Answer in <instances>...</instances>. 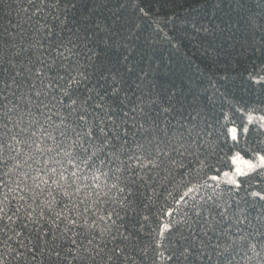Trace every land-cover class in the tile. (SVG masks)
Wrapping results in <instances>:
<instances>
[{
    "label": "trees",
    "instance_id": "obj_1",
    "mask_svg": "<svg viewBox=\"0 0 264 264\" xmlns=\"http://www.w3.org/2000/svg\"><path fill=\"white\" fill-rule=\"evenodd\" d=\"M5 40L15 47L5 48ZM36 69H41L40 75ZM61 75L63 79H59ZM73 76L79 84L69 83ZM261 77L264 0H0V81L11 85L5 87L0 82V109L4 104L9 108L17 105L9 114L11 118L15 121L23 116L22 126L29 133L36 132L28 139L14 129L21 141L27 140L13 142L14 147L22 153L21 160L34 156L37 163L29 160L33 168L42 167L55 156L64 160L66 175L78 171V182L84 189L80 199L90 195L79 205L81 211L88 209L79 223L87 220L92 224V229L74 228L65 235L64 222H60L55 244L62 259L57 260L47 251L41 255L39 248H33L37 228L49 233L46 247L52 248L51 217L32 224L28 215L32 209L24 201H12L8 209L12 220L0 222V229H4L0 231V264H173L165 248L155 247L153 230L160 210L172 211L173 220L183 219L185 211L191 215L193 203L200 204L210 196L219 207L211 201L205 205L213 213L209 222L224 234H211L220 248L213 252L211 262L205 259L202 264H264V202L249 195L264 191V173L246 178L245 188L233 193L227 191L223 176L234 170L232 156L236 151L249 159L253 150L264 149V133L254 122L247 139L241 135L235 148L230 138L225 143L221 135L226 131L221 127L225 112L238 126L247 123L249 110L255 116L264 115V84L255 83ZM50 82L52 86L47 87ZM113 89H119L115 97ZM36 91L42 93L39 98ZM89 96L86 107L91 116L100 111L94 109L96 103L129 110L123 118L127 123L119 121L121 133L127 130V135L114 141L120 159L102 152L89 166L76 161L80 168L73 169L68 159L55 151L37 152V148H55L48 132L57 137V143L62 139L61 118L74 119L66 107L71 99L75 98L77 109H81ZM132 107L137 109L135 113ZM157 144L166 155L157 158ZM75 151L83 158L92 149L87 154L79 148ZM150 159L159 166L153 168ZM5 171L0 165V183L9 179ZM213 174L220 181L215 191L205 186L206 180L207 185H215L207 179ZM10 176L11 183L15 173ZM190 187L194 191L182 200ZM93 189L99 197L92 194ZM3 191L0 188V199ZM21 194L17 189L16 195ZM53 195L61 199L55 192ZM25 199L31 203L27 196ZM17 203L23 207L13 215ZM61 207L62 203L57 205ZM69 215L75 217L76 213ZM168 219L160 216L161 222ZM5 223L8 228H4ZM106 227L110 232L101 237V229ZM72 239L77 241L75 245ZM199 239L206 240L203 236Z\"/></svg>",
    "mask_w": 264,
    "mask_h": 264
},
{
    "label": "snow or ice",
    "instance_id": "obj_2",
    "mask_svg": "<svg viewBox=\"0 0 264 264\" xmlns=\"http://www.w3.org/2000/svg\"><path fill=\"white\" fill-rule=\"evenodd\" d=\"M4 47L10 50L15 47V45H10L9 42L5 40ZM61 67L63 68V66ZM63 70L69 71V69ZM36 72L37 75H40L41 69H36ZM63 78L62 75L59 76V79ZM102 78L105 77L102 75ZM0 82L4 83L5 87H11L6 81ZM79 82L80 81L77 80L75 76L69 81L70 84H79ZM255 83L264 84V77L255 80ZM51 86L50 82L47 87ZM32 87H35V85H32ZM118 92L119 89H113L111 95L115 97ZM41 94L40 91L35 92L37 98H39ZM64 94L68 95V92L65 90ZM28 99L31 101V97ZM90 99L91 97L89 96L87 100L82 102L84 106L81 109H77V100L72 98L71 102L66 105V107L71 110L69 115L74 116V119L69 122L68 116H63L61 118L64 125L63 128L59 129L60 137L62 139L57 143V137L51 132H48L47 138L52 140L55 148H37L36 151L41 153L55 151L57 156L63 155L66 157L73 169L80 168V163H77L76 161H81L86 167L89 166V162L102 152H107L108 155L115 159H120L117 155L114 141L122 140L123 137L127 135V130H124L123 133H121L120 129L122 125L119 121L128 117L129 110L114 105L106 106L102 103H96L94 109L100 111H97L94 116H91L86 107L88 100ZM40 103L43 107H48L43 101H40ZM60 103H63V101H60ZM119 103L123 105L124 101L121 100ZM17 107V105H13L9 108L7 104H4L2 109H0V111H2V116H0V129L3 130V134L0 135V165L6 169L4 176L9 177V179H4L2 183H0V188L5 189L2 193L3 199H0V222L12 220V215L8 214V209L12 204V201L16 200L24 201L27 208L32 209L28 214L29 220L32 224H38L51 217L52 248L49 249L46 247L50 243L47 239L49 233L47 231L42 233L39 228L36 229L37 244L33 245V248H39L41 255L47 251V254L50 257L54 255L57 260H60L62 257L58 250L59 246L55 244V241L57 240L55 234L56 229L59 228L61 221L64 222L63 231L65 235L74 228L92 229V224L87 220H85L83 224L79 223V217H82L88 210L87 207H85V209L81 211L79 205L84 204L85 200L90 198V195L86 194L84 199H80L81 193L84 192V189L81 188V185L78 182L80 180L78 171L73 170L70 175H66L68 169L63 167L64 160L57 159L55 156H50L47 161L43 162L42 167L33 168L32 164L29 163V160L33 161V163H37V161L32 154H29L26 159H20L22 153L18 148L14 147L13 142H15V144H21L27 143V140L21 141L14 129H19V133L26 135L28 139L34 137L36 132L31 131L29 133L26 128L22 126L23 116H20L19 119L15 121L11 118L9 114ZM101 111L103 112V115L100 114ZM136 111L137 109L135 107L131 108V112L135 113ZM140 111L145 117L152 119L149 113H144L143 109H140ZM228 111H231V108ZM235 111L239 112L240 109L237 108ZM28 114L31 116L30 110ZM222 115L224 123L221 127L225 128L226 131L221 133V135L225 137V143H227L230 138L231 142H233L231 145L233 148L239 145L241 135L247 139L250 133V126H252L254 122L259 123V130L264 133V115L255 116L252 114V110H249L246 113L247 123L239 126L230 118L228 112H225ZM123 123L126 124L127 120L123 119ZM10 124L11 127H9ZM153 124H155L154 120ZM229 124L232 126H228ZM28 127L30 128L31 124H29ZM139 127L143 128L144 124L140 123ZM45 131H47V129H45ZM109 133H111V136ZM68 141H71V143L68 144ZM32 143H36V141L33 140ZM124 143L126 144L127 141L124 140ZM97 145H99V147H97ZM28 146L31 148V145ZM218 146L219 145H217V147ZM156 147L158 149L157 158H159L160 154H167L164 149L159 148V144H157ZM77 148L85 154L89 153L90 148L92 151L90 155H85L82 158L79 153L75 151ZM213 151H215V149H213ZM13 152H15V155H12ZM135 158L138 161L140 160L139 156H136ZM9 161H12L11 166L9 165ZM149 163L153 168L159 166L151 159L149 160ZM50 164L53 166L49 167ZM232 164L234 165V170L223 173V176L226 178L224 182L228 185L227 191L229 193L239 192L242 188H245L246 178H250L253 174L264 173V149L253 150L251 158L249 159H244L239 151H236L232 156ZM54 165H60V167L57 168ZM26 168L31 171L25 170ZM217 172H219V170H217ZM12 173H15L16 178L10 183V174ZM41 173H43V175H41ZM94 179H96V177H94ZM207 179L216 182L213 186L207 185V180L205 181V186H211L213 187V191H215L220 183L218 175H209ZM49 181H51V183H49ZM85 187L89 186L85 185ZM17 189L22 193L21 195H16ZM121 191H125V189L122 188ZM192 191H194L193 188H188V191L184 193L181 199L183 200L184 197ZM54 192L61 197L60 200L56 199V196L53 195ZM92 194L99 197V193L96 192L95 189L92 190ZM131 195L132 192L129 190L128 196ZM249 195L253 200L258 199L259 201L264 202V191H251ZM25 196L31 200L30 204L27 203ZM125 199L127 200V196ZM215 199V197L210 196L200 204L193 203L190 208L191 215L189 214V211H185L183 219L173 220L174 213L172 211L167 210V208H162L160 210V215L157 217V227L153 230L155 232V247L157 250L165 248V250L168 251L167 258L169 261L173 262V264H202L205 259L209 262L212 261L213 252L220 248V244L218 240L216 242L212 241L211 234H216L217 236L224 234L218 232L213 224L209 222V217L213 216L212 209L210 207H205L209 201L215 204ZM96 202H98V200ZM61 203L63 204V207L58 209L57 205ZM33 205H35V208ZM215 206L219 207L218 204H215ZM22 207V205L17 203L13 215H18ZM188 207V203L185 201V208ZM37 208L39 209V212L36 211ZM73 212L76 213L75 217L69 215V213ZM219 215L223 216L224 213H219ZM160 216H167L169 218L168 222H161ZM202 216L204 223L200 224ZM100 219L104 220L105 218L100 217ZM108 219L111 220V215L108 216ZM144 219L148 220V217L145 216ZM194 225H199V228ZM27 226V224H24L25 228ZM141 227H143V225H141ZM4 228H8L6 223L4 224ZM3 230L4 229H0V231ZM108 232H110V227L101 229V237ZM173 236L176 238H173ZM189 236H191L190 242ZM200 236L205 237L207 242L205 239H199ZM93 239H95L94 235ZM165 241H167V244H165ZM89 242L91 243V241ZM76 243L77 241L75 239L71 240V244L75 245ZM28 251L32 252V249H28ZM69 251H71V248H69ZM120 251H122V249L116 252L117 256L120 254ZM157 254L162 256L163 252L158 251ZM20 255H23V253ZM34 255L35 254L33 253V258ZM216 255L219 256L220 253L216 252ZM192 257H194V259H190Z\"/></svg>",
    "mask_w": 264,
    "mask_h": 264
}]
</instances>
